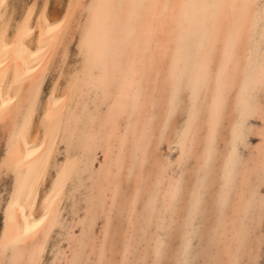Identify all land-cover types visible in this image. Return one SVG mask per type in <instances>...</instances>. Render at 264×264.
Here are the masks:
<instances>
[{
	"label": "bare ground",
	"instance_id": "bare-ground-1",
	"mask_svg": "<svg viewBox=\"0 0 264 264\" xmlns=\"http://www.w3.org/2000/svg\"><path fill=\"white\" fill-rule=\"evenodd\" d=\"M19 1L0 264H260L264 0Z\"/></svg>",
	"mask_w": 264,
	"mask_h": 264
},
{
	"label": "rangeland",
	"instance_id": "rangeland-1",
	"mask_svg": "<svg viewBox=\"0 0 264 264\" xmlns=\"http://www.w3.org/2000/svg\"><path fill=\"white\" fill-rule=\"evenodd\" d=\"M26 3H31V1L32 0H24ZM51 1V0H50ZM12 2V3H11ZM14 2V3H13ZM21 1H19V0H8V3H10L9 5H10V7L12 6V8H14V10H16L15 12L17 13L18 11H20L21 10V3H20ZM42 2V0L40 1V0H38V3L40 4ZM52 3V4H51ZM51 4V5H50ZM50 11L52 12V13H54L55 11H59L60 9L59 8H57V7H59L57 4H54L53 3V1H51L50 2ZM18 6V7H17ZM20 6V7H19ZM57 6V7H56ZM17 7V8H16ZM53 7H54V9H53ZM20 9V10H19ZM16 16H17V14H16ZM48 80H49V78H47V81L45 82L46 84L48 83ZM46 84H45V86H46ZM263 228H264V223H263V226H262ZM263 249V251H261V255H263V256H260V259H259V262H260V264H263L264 263V247L262 248ZM263 262V263H262Z\"/></svg>",
	"mask_w": 264,
	"mask_h": 264
}]
</instances>
